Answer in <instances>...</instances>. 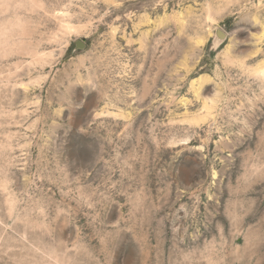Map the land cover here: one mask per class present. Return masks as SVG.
<instances>
[{
    "label": "rangeland",
    "instance_id": "obj_1",
    "mask_svg": "<svg viewBox=\"0 0 264 264\" xmlns=\"http://www.w3.org/2000/svg\"><path fill=\"white\" fill-rule=\"evenodd\" d=\"M0 264H264V0H0Z\"/></svg>",
    "mask_w": 264,
    "mask_h": 264
},
{
    "label": "water",
    "instance_id": "obj_2",
    "mask_svg": "<svg viewBox=\"0 0 264 264\" xmlns=\"http://www.w3.org/2000/svg\"><path fill=\"white\" fill-rule=\"evenodd\" d=\"M222 37V36H221ZM77 48L82 49L84 47L82 42H77Z\"/></svg>",
    "mask_w": 264,
    "mask_h": 264
}]
</instances>
